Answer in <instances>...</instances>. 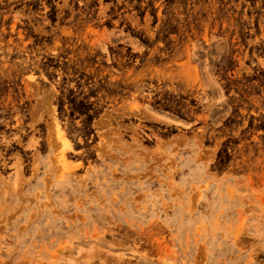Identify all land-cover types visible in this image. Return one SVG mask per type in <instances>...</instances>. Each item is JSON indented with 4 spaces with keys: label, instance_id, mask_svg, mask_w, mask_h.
Segmentation results:
<instances>
[{
    "label": "rangeland",
    "instance_id": "rangeland-1",
    "mask_svg": "<svg viewBox=\"0 0 264 264\" xmlns=\"http://www.w3.org/2000/svg\"><path fill=\"white\" fill-rule=\"evenodd\" d=\"M0 264H264V0H0Z\"/></svg>",
    "mask_w": 264,
    "mask_h": 264
}]
</instances>
